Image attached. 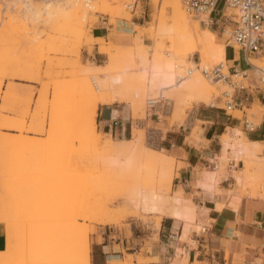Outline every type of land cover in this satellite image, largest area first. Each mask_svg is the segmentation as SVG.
Returning a JSON list of instances; mask_svg holds the SVG:
<instances>
[{"label":"rangeland","instance_id":"374dc122","mask_svg":"<svg viewBox=\"0 0 264 264\" xmlns=\"http://www.w3.org/2000/svg\"><path fill=\"white\" fill-rule=\"evenodd\" d=\"M65 1L0 0V133L10 135L9 142L6 140L8 143L0 141V151L5 153L0 155V185L8 187V205L12 202L4 211L0 208V223L6 225V250L0 252V264H31L32 254H50L48 260L38 264H89V236L97 226L127 228L132 223L137 233L142 226L157 232L162 216H171L177 209L186 212L192 205L174 188L175 170L181 164L167 152L153 147L143 130L134 126L137 137L134 138L133 133L124 144L125 150H119L116 141L101 133L96 124L97 105L94 111L96 135L93 134L88 116L91 115L89 108L97 100L92 97L95 81L99 83L108 75L120 77L121 80L105 92L114 97L111 102H126L132 108L136 105L137 120H144L156 108L169 128L177 127L188 120L197 105L224 116L222 92L228 90L227 84L219 81L215 85V80L204 78L196 70L197 67L211 68L221 62H207L194 49H188V38L178 33L170 9L163 10V3H180L178 0H143L129 10L124 5L133 0L117 3L111 0V4L108 0L103 4L102 0H87L94 9L86 5L68 7ZM106 7L109 10L115 7L117 12L110 16ZM234 14L233 10H227L230 18L234 19ZM106 18L110 25L117 22L131 24L140 19L142 26L134 27V34L113 30V40L93 39L92 28ZM191 20L195 28L213 33L216 43L224 50L230 46L239 52L237 46L227 45L226 35L214 33L195 18ZM201 20L206 21V17L201 16ZM185 49L189 51L183 56L181 52ZM167 60L181 66L177 75L184 77L183 84L163 87L158 78L155 81L152 78V84L147 82L148 76L145 74V78L142 69L145 64ZM249 61L255 66H264V54L253 56ZM188 70L192 75H187ZM23 73L29 76L22 79ZM248 75L246 80L240 76L229 77L230 82L250 87L238 93L239 101L248 96L250 102L254 99L251 104L243 102L242 111L232 114L234 119L229 116V121L234 124L244 115L261 123L264 115V106L257 99L259 93L250 83L252 77L256 79V73L248 72ZM196 78L211 90L206 100L205 89L201 91L189 85ZM44 82H54L56 86L41 90ZM40 95L45 99L38 101ZM151 101L153 104L149 105ZM201 124L197 123L192 131V138L197 141ZM231 129L235 134L241 133L244 143L256 142L255 152L253 155H218L212 160L217 169H203L202 174L215 172L210 173L214 175V182H208L209 185L241 177L245 186L240 187L236 180L230 194L260 198L259 189L264 190V173L259 169L264 164V142L254 140L255 134L244 131L241 124L225 128L221 137L225 133L231 134ZM20 135L39 139L41 143L39 147L26 146L11 154L15 142L12 140ZM28 158L32 160L23 164V159ZM239 161L242 168L229 172L230 162L237 164ZM244 166L250 169V174H242ZM252 191L258 194L252 195ZM16 198H19L18 204L14 205ZM149 198H154L150 204ZM140 201L148 206L137 211L134 205ZM13 205L15 209L11 208ZM106 208L112 217L116 216L118 223L100 225L92 222ZM26 229L34 231L38 238L45 229L52 230L51 243L38 245L30 238L23 240ZM59 244L65 248L56 249ZM135 260L138 264L147 262L141 256L126 255L110 264H133Z\"/></svg>","mask_w":264,"mask_h":264},{"label":"crops","instance_id":"0c3cea01","mask_svg":"<svg viewBox=\"0 0 264 264\" xmlns=\"http://www.w3.org/2000/svg\"><path fill=\"white\" fill-rule=\"evenodd\" d=\"M196 22L221 36L226 27L234 25L223 0L217 2L207 23ZM136 26H142L140 19L131 24L117 22L110 25L106 18L92 28L91 36L113 40V30L134 34ZM214 41L216 43L215 35ZM94 53L98 52L95 50ZM225 60L229 72L249 69L243 52L236 53L230 46L225 48ZM248 98L241 101L242 104L254 101L250 102ZM257 99L264 106V96L259 93ZM202 108L203 105L194 106L186 122L169 128L168 122L161 120L163 115L159 109L152 110L144 120H137L133 117V108L126 102L98 104L96 124L101 133L116 141L119 150H125L124 144L133 133L134 138L137 137V129L143 130L153 147L167 152L181 164L175 170L174 188L194 208L187 212H191L188 216L187 213L180 218L162 216L157 232L142 226L137 233L132 223L127 228L97 226L89 236V264H110L126 255L147 260L141 264H264V199L230 194L236 181L233 178L209 185L202 172L203 169H217L212 160L221 156L222 132L241 123L229 121L224 112L225 117L213 109ZM197 123H202L198 126V141L192 138ZM254 133V140L264 142V124ZM242 165L240 161L234 172ZM228 166L234 165L230 162ZM5 232L6 225L0 223V252L6 250ZM133 264L138 263L135 260Z\"/></svg>","mask_w":264,"mask_h":264},{"label":"bare ground","instance_id":"6f19581e","mask_svg":"<svg viewBox=\"0 0 264 264\" xmlns=\"http://www.w3.org/2000/svg\"><path fill=\"white\" fill-rule=\"evenodd\" d=\"M91 1V0H90ZM89 0H88V2H90ZM97 1V0H96ZM99 1V0H98ZM103 1L104 0H102V4H103ZM108 1H110L109 3L111 4V0H108ZM116 3L117 2H119L120 0H114ZM113 1V2H114ZM179 1V0H178ZM47 2V1H46ZM87 2V0H66L64 3H65V6L67 5L68 7H76V8H81L80 6H87V7H89V8H93L92 7V4L90 3H88ZM180 2V1H179ZM101 3V2H100ZM109 3H108V6H109ZM115 3V4H116ZM97 4V3H96ZM101 5V4H100ZM128 5H130V6H128ZM64 6V7H65ZM93 6H95V5H93ZM99 6V5H98ZM137 6V4L135 3V0H133L132 1V3H131V1H129L127 4H125L124 5V7L127 9V10H129V9H133V8H135ZM163 10H166L167 8H169L170 9V11H171V14H172V17H173V19L177 22L176 24V26H177V28H178V33H180L182 36H185L186 38H188V43H189V45H190V48H189V45H187V48L188 49H190V50H192V49H194L195 50V52H197L199 55H200V57L201 58H204L207 62H209V61H219V62H223V64L225 63V50H224V47L223 46H221V45H217L216 43H215V41H214V35L210 32V31H208V30H200V29H197V28H195V25L193 24V21L191 20L192 18H195V19H197L199 22H201V17H190L189 15H185V11H183L182 10V8H181V6H180V3H178V2H171L170 1V3L169 2H165V3H163ZM109 7H111V5L109 6ZM109 7H106V9L107 10H109ZM95 8V7H94ZM93 8V9H94ZM99 8V7H98ZM61 9V8H60ZM63 9V8H62ZM49 10H50V8H49ZM69 10V9H68ZM77 11V10H76ZM51 12V11H50ZM60 12V11H59ZM107 12V11H106ZM117 12V9L115 8V7H113V8H111L110 10H109V14H110V16H113L115 13ZM51 13H53V12H51ZM75 14H76V12H75ZM61 15H62V13H61ZM67 15V14H66ZM46 16V15H45ZM188 16V17H187ZM85 21V20H84ZM205 22H207V21H205ZM231 22H232V20H231ZM196 23V22H195ZM233 23V22H232ZM81 25V24H80ZM233 27V26H232ZM232 27H226V29L227 28H232ZM171 33H173V32H171ZM175 33V32H174ZM187 43V44H188ZM106 50V49H105ZM104 50V51H105ZM183 52H181V54L183 53V56L186 54V51H189V50H187V49H185V50H182ZM193 51V50H192ZM104 53H106V51L104 52ZM182 58V57H181ZM35 59H38V57L37 58H35ZM112 59V58H111ZM111 63V62H110ZM148 64V63H147ZM144 66V65H143ZM143 66H141V67H143ZM111 67V66H110ZM181 67V66H180ZM179 67V65L178 64H176V63H174V62H172V61H168L167 60V62L166 61H163V62H161V63H156V64H149V65H147L146 66V64H145V67L144 68H142L143 70H144V76H145V78H146V75L145 74H147V82L149 81L150 83H151V79L152 78H155V79H153L152 81H155V80H157V78L158 79H161V80H158V81H160V82H162V84H164V85H162V84H160V82L158 83L157 82V84H160V86H168V87H176V86H179V85H181V84H183L182 82V80H184L183 78L184 77H181V76H179V73H178V75H177V70L180 68ZM107 69V68H106ZM196 70H199V72H200V69L197 67L196 68ZM224 70L226 71V73H227V68L225 67L224 68ZM111 71V70H110ZM103 72H104V69H103ZM102 72V73H103ZM105 72H106V70H105ZM104 72V73H105ZM101 73V74H102ZM187 75H192V71L191 70H188L187 72ZM194 73V72H193ZM24 74V73H23ZM106 74V73H105ZM104 74V75H105ZM109 74H110V72H109ZM240 74V73H239ZM25 76H22L21 75V78L23 79V78H27L28 76H26V74H24ZM121 75H123V74H121ZM107 77V76H106ZM110 77V78H109ZM187 76H185V78H186ZM122 78V77H121ZM189 78V77H188ZM187 78V79H188ZM193 78H194V76H193ZM104 79H105V77H104ZM120 79V77H116V78H111V76H109L108 75V78L107 79H105V80H103V81H101L100 80V82L99 83H95L94 82V89H95V92L94 93H92V97L94 98V99H97L96 101H95V103H94V105H92L90 108H89V112H90V114L91 115H89L88 117V123H89V125H90V127H91V129H92V132H93V134H95L96 135V133H95V126H94V118H95V114H94V111H95V109H96V107H97V105L98 104H108V103H111V100L114 98H112L109 94H107L105 91H107L108 89H110V87L112 86V85H115L114 84V82H118V80ZM187 79H185V80H187ZM191 80H192V78H190ZM27 80V79H26ZM121 80V79H120ZM145 80V79H144ZM143 79H142V81H144ZM146 81V80H145ZM120 82V81H119ZM185 82V81H184ZM218 82L219 81H215L214 82V84L215 85H217L218 84ZM146 83V82H145ZM153 83V82H152ZM151 83V84H152ZM147 84V83H146ZM154 84H156V83H154ZM148 85H150L149 83H148ZM189 85H190V87H194V88H196V89H200L201 91H204L203 89H205L206 91H205V95H204V100H206V98L208 97V95L210 94V92H211V90H210V88L208 87V85L207 84H205L203 81H201V80H199L198 78H196L195 79V81H194V83H192V84H190L189 83ZM56 86V84L54 83V82H51V83H44V84H42V89H46V88H48V87H55ZM159 86V87H160ZM165 87V88H166ZM164 88V89H165ZM161 89V88H160ZM213 90V89H212ZM110 91V90H109ZM108 91V92H109ZM45 99V96L44 95H40V96H38L37 97V100L38 101H42V100H44ZM121 101V100H120ZM149 105L150 104H153V102L151 101V102H149L148 103ZM91 109H92V111H91ZM89 112H88V114H89ZM133 117H134V119H137L138 118V108L136 107V105H134V107H133ZM136 133V132H135ZM249 134H255L254 132H249ZM136 136H137V134H136ZM9 138H10V135H8V134H5V133H0V141H2L3 143L2 144H6L5 142H9ZM19 138V139H18ZM8 139V140H7ZM7 140V141H6ZM5 141V142H4ZM12 141H15L14 143H12L13 144V146H12V148H13V150H12V153L11 154H13V153H17L19 150H21V149H23L24 147H26V146H30L31 148H35V146L36 147H39V143H41L40 141H39V139H35V138H30V137H27V136H21L20 135V137H17V139L16 140H12ZM7 142V143H8ZM245 141H243L242 139H241V133H236L235 134V132H233L232 131V133L230 134H225V136H223L222 137V142H221V145H222V153H221V155L223 156V157H225L226 155H228V154H230V153H233V154H235V155H238L239 156V154H249V153H252V155H253V153L255 152L254 150H253V147L255 146V144H257L256 142L255 143H252V144H247V143H244ZM10 144V143H9ZM39 149V148H38ZM3 154H5L3 151H0V155H3ZM250 155V154H249ZM25 158H26V156H25ZM239 158V157H238ZM161 159H163V158H160V160ZM168 160H169V158H167ZM24 161H23V164H25V163H29L31 160H32V158H28V159H23ZM165 160V159H164ZM167 160V161H168ZM163 161V160H162ZM172 160L170 159V162H171ZM264 163V162H263ZM257 165V164H256ZM259 169L260 170H262L263 171V173H264V164H263V166H262V164H261V167H259ZM256 171V170H255ZM251 173V171H250V169L247 167V166H244V170H242V174H244V173ZM249 173V174H250ZM255 173V172H254ZM254 173H252L249 177L250 178H252V176L254 175ZM213 174H208L207 173V175L204 177V180L205 181H213L214 179H213ZM264 177V176H263ZM236 180H237V184L240 186V187H243V186H245L244 184V182L242 181V178L241 177H237L236 176ZM214 182V181H213ZM251 182V181H250ZM262 188V187H261ZM7 189H8V187H6V185L5 184H1L0 185V208L1 209H3L2 211H4L5 209H7V205H8V199L9 198H7V195H9V189H8V192H7ZM263 190V189H262ZM262 190H260L259 189V191L261 192H259L260 194H259V197L261 198V199H264V190L262 191ZM8 193V194H7ZM254 193L256 194L257 192H251V194L252 195H254ZM258 194V193H257ZM259 198V199H260ZM17 200H14L15 202L13 203L14 205L16 204H18L17 202H18V199L19 198H16ZM149 200V204L150 203H152L153 201H154V198H149L148 199ZM10 201V200H9ZM12 203V202H11ZM10 203V204H11ZM176 203L177 204H179V201L178 200H176ZM9 204V205H10ZM140 204L141 205H145L144 207H142V206H140ZM140 204L139 203H136L135 205H134V207H135V209L137 210V211H140L141 209L143 210V209H145L147 206H148V203H144V202H141L140 201ZM9 205H8V207H9ZM12 205V204H11ZM14 205L11 207V208H14ZM107 205H108V203H107ZM106 205V206H107ZM192 206L193 205H191L189 208H187V211L186 212H180L178 209L177 210H175L174 211V213H172V217H174V218H180V217H184V216H186L185 214L188 212V211H191L192 209ZM6 207V208H5ZM5 208V209H4ZM15 209V208H14ZM1 211V210H0ZM191 213V212H190ZM190 213H187V216L190 214ZM111 213L108 211V209L106 208L105 210H103V212H101L100 213V215L99 216H97L96 218H94V220L92 221V222H94V223H96V224H100V225H107V224H116V223H118V219H116L115 217H112V214L110 215ZM118 218V217H117ZM44 231V230H43ZM45 233H43V234H41V237L40 238H38L36 235L37 234H35V232L34 231H31V230H28V229H26V231L24 232V234H22V239L23 240H25L26 238H30L31 239V241H32V243L33 244H38V245H41V244H44V245H49L50 243H51V241H52V230H46L45 229V231H44ZM65 248V247H64ZM63 248V245H57V247H56V249H64ZM50 254H48V255H44V254H32L31 255V257H30V263L31 264H38V263H42V262H44V261H46V260H48L49 258H50V256H49Z\"/></svg>","mask_w":264,"mask_h":264},{"label":"built area","instance_id":"2783aa9c","mask_svg":"<svg viewBox=\"0 0 264 264\" xmlns=\"http://www.w3.org/2000/svg\"><path fill=\"white\" fill-rule=\"evenodd\" d=\"M143 0H135L136 4H140ZM187 15L192 17L205 16L206 21H209L211 14L219 0H179ZM227 10H233L235 14L232 28H225L223 35L227 36V44L238 47V50L243 52L248 63V70L233 71L230 75L227 64L218 63L217 65L200 69V73L204 78L223 81L227 84L228 90L222 92V110L227 116H232L235 111H242L243 104L239 101L238 93L247 90L248 87L238 85L237 82H230V76H240L242 80L248 79V72H255L256 79H250L253 90L262 93L264 96V66L258 67L250 63V58L264 54V0H223ZM130 6V5H128ZM201 22L207 23L204 20ZM227 68V73H224V68ZM240 73V74H239ZM240 121L242 129L247 132H255L264 124V115L261 118V123L250 116L244 115ZM233 163V162H232ZM240 163V161L238 162ZM237 164L228 166V171L231 172L234 168L237 169ZM214 167H217L214 164ZM242 167V166H241Z\"/></svg>","mask_w":264,"mask_h":264}]
</instances>
